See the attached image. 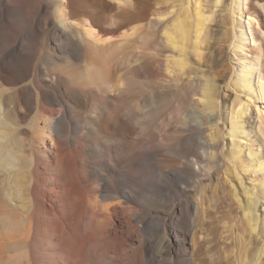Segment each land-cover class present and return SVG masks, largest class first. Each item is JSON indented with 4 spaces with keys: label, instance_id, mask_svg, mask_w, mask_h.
I'll return each mask as SVG.
<instances>
[{
    "label": "bare ground",
    "instance_id": "6f19581e",
    "mask_svg": "<svg viewBox=\"0 0 264 264\" xmlns=\"http://www.w3.org/2000/svg\"><path fill=\"white\" fill-rule=\"evenodd\" d=\"M57 1L1 23L0 264H264V0Z\"/></svg>",
    "mask_w": 264,
    "mask_h": 264
},
{
    "label": "rangeland",
    "instance_id": "374dc122",
    "mask_svg": "<svg viewBox=\"0 0 264 264\" xmlns=\"http://www.w3.org/2000/svg\"><path fill=\"white\" fill-rule=\"evenodd\" d=\"M58 2L59 1L57 0H0V38H2L4 33L2 32L3 28L1 27L2 20L8 18L9 21L4 22L10 28L12 38L18 37V40L27 42L28 44L36 47L37 56H40L42 50L45 48V46H47L48 42H50V34L52 32L53 26L50 25L46 28H43L39 24L31 25L27 23L28 20L25 19V17H55V9ZM251 28L259 39L264 38V25L262 23L261 17L255 15V19L252 22ZM223 61L224 70L221 72L223 73V75L221 74L222 76H218L214 72L220 70V64L215 65L214 67H211L210 65L208 74L213 78L214 84L221 85L220 90H217L219 97H224L223 99L226 105L231 106L236 102V93L238 94V92H236L232 86H228L227 83L229 82V78L231 76V70H234L235 61L231 63L225 59ZM207 65H209V63H207ZM240 95L242 98L243 93ZM257 105L263 107L264 103L257 102ZM225 128H227V124H224L223 129ZM227 185L229 187V184ZM196 192L197 190H192L189 192L188 196H193L196 194ZM168 215H171V212H169ZM242 238L244 241L246 240V242H249L248 245L250 251H254L256 247L260 246L262 241V236L260 234L253 236L251 234L249 235L247 232L244 233ZM236 241L237 239L235 240L231 238V242H229L226 247L227 252L233 257L236 256L239 246L243 252L241 237L239 238L240 244L238 242L236 243ZM260 260L264 261V255L260 256Z\"/></svg>",
    "mask_w": 264,
    "mask_h": 264
}]
</instances>
